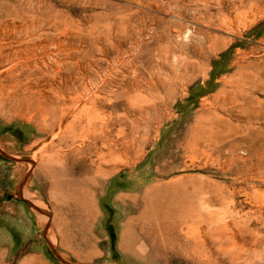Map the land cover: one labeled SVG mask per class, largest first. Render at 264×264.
Wrapping results in <instances>:
<instances>
[{"label": "rangeland", "instance_id": "1", "mask_svg": "<svg viewBox=\"0 0 264 264\" xmlns=\"http://www.w3.org/2000/svg\"><path fill=\"white\" fill-rule=\"evenodd\" d=\"M254 1L0 0V264H264V0ZM234 3L246 14L230 31L218 17ZM82 58L112 80L99 93L110 172L94 191L73 104L63 129L15 106L17 84L49 96ZM237 74L257 88L241 113L253 134L242 128L231 152H192L198 120Z\"/></svg>", "mask_w": 264, "mask_h": 264}, {"label": "bare ground", "instance_id": "2", "mask_svg": "<svg viewBox=\"0 0 264 264\" xmlns=\"http://www.w3.org/2000/svg\"><path fill=\"white\" fill-rule=\"evenodd\" d=\"M245 1H248V0H245ZM253 1L254 0H249V2L251 3L250 5H252ZM254 2H253V4H255ZM242 3L243 2H240V6L243 5ZM240 6L238 7L234 3L233 4L234 13L222 12L221 14H219L218 20L221 21V24L225 28L227 27L230 31L234 30L232 27L234 26L235 22L236 23L238 21L242 22V20L245 19V18L244 19H242V18L245 17L246 13L239 12ZM243 8H244V5H243ZM243 8H241V9H243ZM237 12H239V14ZM238 24H240V23H238ZM1 32H4V31H1ZM66 52H68V51H66ZM107 52H108V50H107ZM58 63H59V61H58ZM75 63L76 64H73L74 66L77 67L75 76L69 74V75L62 77L61 78V80H62L61 85L59 87L52 88V94L49 96H45L44 94H42L44 91L41 93L39 90H35L34 89L35 86L33 88L30 87L29 89L27 87V89L23 90V94L22 93L19 94V92H17V90L19 89V87L17 86L18 84H17L15 86V106L17 109H19L20 106L25 105L26 107L31 108V109L35 108V110H38V111L42 110V112L46 114V117H49V119L51 120L50 122H52L53 125L55 124L56 127L58 126V127L62 128L63 126L64 127L66 126L65 124H68L65 122V119L67 117L66 111L68 109L72 110L71 107L69 106V104H73L72 108L77 110L74 118L78 121V123L80 125L83 126L81 128V135H80L82 138V143H81L82 146L80 148V153H82L83 155H88L92 158L91 167L93 168V170H92V177L90 178V180H88V186L90 187L91 190L94 191V190H97L98 188L101 187L103 180L105 179V177H107L109 175V172H110L108 169H106L104 167V165H106L108 162L107 156L109 154H111L108 152L112 151V149L110 147L111 142H110V144H108V142H109V136L113 131V130L111 131V129H112L111 124H113V123L109 124L110 118H108L107 116L101 115V110H100V107H101L100 96L101 95L99 96V93L101 91H110V87H112L111 86L112 80L110 78H107V79L104 78V79L100 80V77H99L100 73L98 72V69L100 67L99 62H92L86 58H82L81 60H78ZM43 64H44V62H43ZM28 67H30V64L27 66V68ZM122 72H124V71H122ZM248 79H250V78H248ZM248 79L245 76H239L237 74V75L233 76L230 80H227L225 82V84L223 85V88L220 91L219 96L217 97L214 105H211V107L205 111L203 117L198 120L197 125L195 126V129H194L195 133L193 134L191 141L189 143V149L192 152H200L203 155L211 152L213 154L216 153L218 155L221 153L231 152L234 150V146H236L235 144L237 142V138L239 137L238 134H240L241 129L243 128V130L245 131L246 127L250 126L253 122V117L248 116L250 114L245 115V113H244L245 116L241 114V113H243L242 112L244 110L243 108L245 106L249 105L253 100L256 99V98H252L253 97L252 91H256L254 89H257V88L253 85L254 83L251 84V79L250 80H248ZM249 84H251V85H249ZM51 85H53V84H51ZM43 89H45V88H43ZM50 89H51V87H50ZM50 89L49 90L45 89V90L48 92V91H50ZM74 102L77 103V104H75V106H74ZM247 110H245V111H247ZM236 112L240 113L241 115H235ZM260 114H258V115H260ZM254 115H255V112H254ZM259 117L261 118V115ZM254 118L256 119V117H254ZM70 125H71V123H70ZM49 128H50V126H49ZM53 129H55V128L53 127ZM62 129H61V131H62ZM247 129H248V127H247ZM47 132H49V130ZM120 132H121V130H120ZM243 133H246V135H243L244 139L245 138L248 139V137L250 138V136L253 134V133L250 134L249 130H246ZM260 138H263V136L261 135ZM257 140L258 139L256 136L255 142ZM51 145H53V144H51ZM235 149H236V147H235ZM73 153L75 154V152H73ZM80 157L81 156H79L78 158H80ZM72 158H73V156H72ZM72 158H71V160H72ZM75 159H76L75 160L76 162L73 163V165L76 163L78 164V162H77L78 159L77 158H75ZM81 159H83V157H81ZM63 161H66V160H63ZM78 161H80V160H78ZM73 162H74V159H73ZM61 164H63V163H61ZM87 164H89V163H87ZM61 168H62V166H61ZM86 169H89V167ZM46 172H48V171H46ZM85 194L87 195L86 192H85ZM81 196H83V195H81ZM87 197L90 198L89 195H87ZM76 199L78 200V198H76ZM82 200L85 202V199H82ZM82 200H80V201H82ZM78 201L77 202L75 201V202L78 204ZM86 202L89 203V200H87ZM88 203H87V205H88ZM90 206H92V202L90 203ZM80 207H82V206H80ZM82 209H83V207H82ZM94 209H95V207H94ZM85 211H87V209H85ZM89 212L90 211H88V213ZM173 226H174V230H171L170 233L173 234L174 236L176 235L175 238H177L178 234L182 232V229L184 227L181 229L179 224H176V223ZM189 229L187 228V230H189ZM191 236L193 237L194 235H191ZM182 249L183 248H181L179 250H182Z\"/></svg>", "mask_w": 264, "mask_h": 264}, {"label": "crops", "instance_id": "3", "mask_svg": "<svg viewBox=\"0 0 264 264\" xmlns=\"http://www.w3.org/2000/svg\"><path fill=\"white\" fill-rule=\"evenodd\" d=\"M13 216V215H12Z\"/></svg>", "mask_w": 264, "mask_h": 264}]
</instances>
